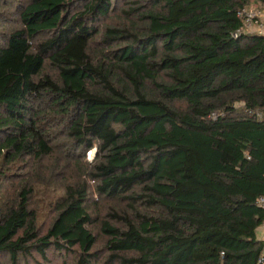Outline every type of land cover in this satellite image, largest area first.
<instances>
[{
  "label": "trees",
  "instance_id": "1",
  "mask_svg": "<svg viewBox=\"0 0 264 264\" xmlns=\"http://www.w3.org/2000/svg\"><path fill=\"white\" fill-rule=\"evenodd\" d=\"M126 1L103 27L117 0H24L0 34V264H96L92 200L134 215L101 223L99 264H264V37L238 16L264 0ZM52 125L63 157L19 181Z\"/></svg>",
  "mask_w": 264,
  "mask_h": 264
},
{
  "label": "rangeland",
  "instance_id": "2",
  "mask_svg": "<svg viewBox=\"0 0 264 264\" xmlns=\"http://www.w3.org/2000/svg\"><path fill=\"white\" fill-rule=\"evenodd\" d=\"M126 2H127L126 0H117V4L113 12L102 23L103 27H113V26H116L117 24H120L121 26H123L124 24L127 25V19L129 17L125 16L123 12H127V10L134 8V6L127 5ZM16 3L19 4L20 6L19 9H17ZM25 4L26 3H24V0H18V1L17 0H0V34L1 35L9 34L13 31L23 29V24L20 20V15H21L22 9L24 8ZM130 17H134V15L131 14ZM248 33L250 32L248 31ZM96 42L91 45L92 48H98ZM45 75H48L52 80L56 79V72L49 65H45L43 67L42 76H45ZM45 106H46V103L43 100H39L32 105V110L33 111L42 110ZM238 106L239 104L236 107L241 109V107H238ZM237 111H240V110L237 109ZM51 119L55 121L56 117L55 118L51 117ZM51 130L52 131L51 133H49V135L55 138V140H57L55 141L56 147H55L54 155L52 159L51 160L43 159L39 162L29 161L28 164H29L30 170L25 171L27 174L22 175V177H20L22 173H20L19 169H17L16 172L14 173L15 177H17L19 181L24 177H28V178L36 177L37 178L39 176L40 177L46 176L49 173L50 168L54 164L55 160L59 158L60 156L63 157L65 145L63 141L64 139H61V135H60L61 129L57 128L56 125H52ZM51 144L53 145L54 143H51ZM76 153L77 152H74V150L71 149L69 152V162L68 161L65 163L63 162V164H69L71 166L74 163H76L78 160ZM92 154H91V157H92ZM86 158L88 160V152L86 153ZM54 179H57V175L54 176ZM16 184L17 183H13L12 185L14 186ZM41 201H42V198L38 202H41ZM90 202H91L90 203L91 204L90 214L93 219V224L89 228V230L94 235L95 241H96V244L92 252H94L93 255H95V257L97 258L99 262L100 260H103L106 257V251L104 249L105 239H104L103 234L100 231L101 223L106 222V223H109L111 226H118L113 220H111L108 217L113 212H116L121 216H126L130 220L134 219V215L131 212V208L129 207L128 202L119 203V202L100 201L98 203H93V204H92L93 200ZM45 206L46 205L43 204V206H41L40 208L42 209ZM135 210L139 211L138 208H135ZM47 256H48V259H46L47 262H43L39 260L38 263L36 264H72V261H74L75 257H78L76 254H73V253H70V254L61 253L58 255L48 254ZM98 262L96 264H99ZM29 264H34V263L32 261Z\"/></svg>",
  "mask_w": 264,
  "mask_h": 264
},
{
  "label": "built area",
  "instance_id": "3",
  "mask_svg": "<svg viewBox=\"0 0 264 264\" xmlns=\"http://www.w3.org/2000/svg\"><path fill=\"white\" fill-rule=\"evenodd\" d=\"M238 16L241 18L242 21V32L248 35H257L264 37V19L261 12L256 10H243L241 11ZM248 31L250 33H248ZM250 113V112H248ZM255 117L258 121H263L264 114L256 113ZM93 151L88 152V160L91 159V154ZM259 205L264 207V199H259ZM259 263H263L262 260H259Z\"/></svg>",
  "mask_w": 264,
  "mask_h": 264
},
{
  "label": "crops",
  "instance_id": "4",
  "mask_svg": "<svg viewBox=\"0 0 264 264\" xmlns=\"http://www.w3.org/2000/svg\"><path fill=\"white\" fill-rule=\"evenodd\" d=\"M252 9L256 10L258 12H261L263 19H264V5L256 4V5L250 6L249 10H252ZM257 236H258V238H260L262 240L264 239V225L258 230Z\"/></svg>",
  "mask_w": 264,
  "mask_h": 264
}]
</instances>
